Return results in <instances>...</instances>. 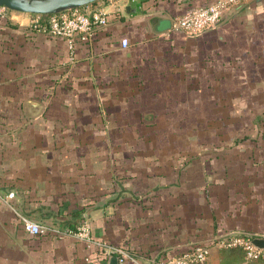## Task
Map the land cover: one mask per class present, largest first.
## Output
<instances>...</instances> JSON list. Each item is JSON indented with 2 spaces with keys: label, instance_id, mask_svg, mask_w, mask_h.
I'll list each match as a JSON object with an SVG mask.
<instances>
[{
  "label": "crops",
  "instance_id": "0c3cea01",
  "mask_svg": "<svg viewBox=\"0 0 264 264\" xmlns=\"http://www.w3.org/2000/svg\"><path fill=\"white\" fill-rule=\"evenodd\" d=\"M209 1L97 0L108 21L72 52L31 13L0 18V264H98L110 244L133 254L121 264H156L223 232L264 234V145L239 146L220 163L190 152L183 164L174 146L135 143L173 131L175 115L168 129L157 104L189 101L200 78L207 87L216 54L227 60L220 66L232 57L246 70L262 53L264 0L199 36L170 29L173 16ZM161 65L165 74H153ZM124 87L131 114H115ZM81 217L90 242L65 232ZM24 218L48 228L30 232ZM205 264L264 259L210 245Z\"/></svg>",
  "mask_w": 264,
  "mask_h": 264
},
{
  "label": "rangeland",
  "instance_id": "374dc122",
  "mask_svg": "<svg viewBox=\"0 0 264 264\" xmlns=\"http://www.w3.org/2000/svg\"><path fill=\"white\" fill-rule=\"evenodd\" d=\"M188 56L195 60L194 54H188L184 59ZM221 61L227 60L216 54L212 65L214 70L209 71L206 78L208 86H200L205 77L200 78L198 85L188 90L189 101L157 104L161 108L158 113L167 117L160 124L167 125L168 129L173 117L171 114L175 115V125L170 134H141L135 137V143L174 146L185 154L180 159L183 164L190 161V152L194 156H203L204 161L220 163L230 154L238 156L239 146L264 145V49L259 55L248 56L246 70L235 69L232 57L223 66L218 64ZM153 69V74H165L162 65ZM204 69H199L200 76L206 74ZM139 84H142V79ZM130 93L126 87L115 92L113 100L118 102L113 104L115 114H131L128 105L120 103ZM125 106L129 111L123 108ZM132 106L136 108L138 104ZM144 106L147 103L140 102L142 109ZM123 141L126 142L127 138H120L118 144Z\"/></svg>",
  "mask_w": 264,
  "mask_h": 264
},
{
  "label": "built area",
  "instance_id": "2783aa9c",
  "mask_svg": "<svg viewBox=\"0 0 264 264\" xmlns=\"http://www.w3.org/2000/svg\"><path fill=\"white\" fill-rule=\"evenodd\" d=\"M114 3L116 0H107ZM250 0H210L203 5H194L185 12L172 17L170 29L181 32L188 37L199 36L206 30L216 27L219 22L231 11ZM19 11L12 10L5 5H0V18L11 17L13 13ZM32 14V13H31ZM32 25L38 30L56 36H61L68 42L70 51H73L77 38L90 39L95 31L105 25L108 21L106 11L101 6L87 4L75 7L66 11L49 13L45 18L42 14H32ZM126 39L121 40V45L126 47ZM14 196V191L10 190L6 198ZM24 226L30 232H42L48 227L24 218ZM67 234L77 238L92 241L90 224L87 220H82L75 229L68 228ZM262 237L264 234H250L245 232H223L213 236L208 243L195 244L190 250L168 259H161L156 264H205L209 255L210 245L217 248L229 249L240 248L245 259H264V244L254 243L253 238ZM98 243V242H97ZM99 244V243H98ZM103 245L104 243H100ZM107 258L111 254H116L118 264L126 260H135L133 254L125 247L118 245H106Z\"/></svg>",
  "mask_w": 264,
  "mask_h": 264
},
{
  "label": "water",
  "instance_id": "95a60500",
  "mask_svg": "<svg viewBox=\"0 0 264 264\" xmlns=\"http://www.w3.org/2000/svg\"><path fill=\"white\" fill-rule=\"evenodd\" d=\"M97 0H0V5H5L12 10L32 14H49L66 11L75 7L91 4ZM254 243L264 244V238H253ZM107 264H118L116 254H111Z\"/></svg>",
  "mask_w": 264,
  "mask_h": 264
},
{
  "label": "trees",
  "instance_id": "16d2710c",
  "mask_svg": "<svg viewBox=\"0 0 264 264\" xmlns=\"http://www.w3.org/2000/svg\"><path fill=\"white\" fill-rule=\"evenodd\" d=\"M237 8H239V7H237ZM237 8L235 9V10H233V12H235L236 10H237ZM232 12V11H231ZM232 12V13H233ZM43 18H45L46 16H47V14H42L41 15ZM78 212L76 211V212H74L73 214H77ZM84 219V217H81L80 218V220H83ZM80 222H78L77 224H74V225H71V227L70 228H73V229H75L76 227H77V225L79 224ZM103 253H101V254H103V257L101 258L103 261L102 262H98V264H107V253H105L104 251H102ZM261 259V258H260ZM263 259V258H262Z\"/></svg>",
  "mask_w": 264,
  "mask_h": 264
}]
</instances>
